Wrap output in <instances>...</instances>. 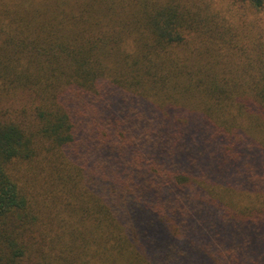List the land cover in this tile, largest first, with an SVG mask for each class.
Segmentation results:
<instances>
[{"label": "trees", "instance_id": "obj_1", "mask_svg": "<svg viewBox=\"0 0 264 264\" xmlns=\"http://www.w3.org/2000/svg\"><path fill=\"white\" fill-rule=\"evenodd\" d=\"M222 11L0 0V264H264V30Z\"/></svg>", "mask_w": 264, "mask_h": 264}, {"label": "rangeland", "instance_id": "obj_2", "mask_svg": "<svg viewBox=\"0 0 264 264\" xmlns=\"http://www.w3.org/2000/svg\"><path fill=\"white\" fill-rule=\"evenodd\" d=\"M217 2H221V5L225 10V12L222 11V13L227 16V18L234 26V29L232 28V30L242 31V27L244 28V25H247L250 22H257L258 25L261 26L262 30H264V11L257 14H253L251 12L246 13L245 3L243 4L237 2L235 3V5H232L230 3V0H217ZM246 30L248 31L247 28ZM244 33H246V31H244ZM242 35L244 34H241V36ZM247 35L250 36V34Z\"/></svg>", "mask_w": 264, "mask_h": 264}]
</instances>
